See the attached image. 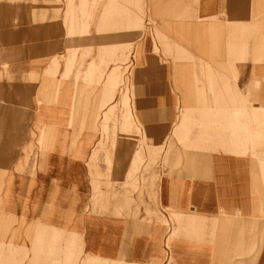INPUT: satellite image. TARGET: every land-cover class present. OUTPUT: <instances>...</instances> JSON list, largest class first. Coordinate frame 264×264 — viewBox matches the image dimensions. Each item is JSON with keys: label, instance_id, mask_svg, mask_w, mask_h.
<instances>
[{"label": "crops", "instance_id": "crops-1", "mask_svg": "<svg viewBox=\"0 0 264 264\" xmlns=\"http://www.w3.org/2000/svg\"><path fill=\"white\" fill-rule=\"evenodd\" d=\"M254 4L104 0V31L75 35L69 45L63 17H39L41 9L49 8L43 1L0 0V171L7 172L1 210L75 231L84 253L107 260L264 264L260 161L250 148L241 152L224 146L238 120L240 90L253 88L248 100L264 110V60H236L234 78L227 57L230 41L248 36L254 45L264 35V13L256 28ZM129 43L128 94L141 132L130 144L121 134L109 164L104 151L92 156L103 138L102 112L124 89L121 85L102 106L107 74L91 79L85 71L93 61H103L109 71L112 53L120 55ZM69 51L73 67L64 77ZM178 51L199 59L165 57V52ZM56 58L58 72L49 76L46 71ZM180 67L195 68L194 75L178 74ZM95 80L98 92L90 86ZM187 112L190 130L182 138ZM160 147L162 155L151 159L149 150ZM135 159L139 167L132 177ZM149 164L152 169L145 171Z\"/></svg>", "mask_w": 264, "mask_h": 264}, {"label": "rangeland", "instance_id": "rangeland-1", "mask_svg": "<svg viewBox=\"0 0 264 264\" xmlns=\"http://www.w3.org/2000/svg\"><path fill=\"white\" fill-rule=\"evenodd\" d=\"M43 1L49 8L41 9L39 13L40 18H45L49 15L63 17L68 33V44H71V37L78 34L88 33L92 29V33L104 31L103 19H102V6L104 0H33ZM91 1V2H90ZM255 10L253 16L256 28L263 22L264 13V0H254ZM146 7V6H145ZM145 10V9H144ZM131 11V13H130ZM101 12V14H100ZM128 14H132V10L127 8ZM146 17V10L144 11ZM151 14H149L150 16ZM146 20V19H145ZM149 21L152 23L151 16ZM143 26L145 24L143 23ZM121 26H117L119 28ZM147 27V26H146ZM114 28V27H113ZM107 30V29H106ZM159 41L163 43L164 37L157 31ZM78 38V37H77ZM80 40L84 38L79 37ZM252 37L242 36L240 41L234 45L231 43L228 45L229 51L227 57L232 65V71L234 78L237 76L235 61L244 60L251 57L254 60H264V35L255 39V44L252 43ZM114 49L118 45L113 46ZM132 43L128 44V48L121 49L120 55L116 56L112 53L113 67L108 71L102 66L103 61L97 64L95 61L91 62L85 71V75L93 79L98 76L99 80L105 74H107L106 80V97L103 99L101 105L105 106L116 96V93L120 91L121 85L124 89L119 93V97L114 100L106 109L103 110L100 126L103 132V138L99 141L98 147L93 151L92 158L99 156L101 151L105 152L107 161L111 164L113 148L120 146L121 134L127 136V141L130 144L134 139V133H140V126L136 122L130 102V96L128 94V76L131 70L130 61V49ZM119 50V49H118ZM165 57L173 58V61H192L199 59L186 51H178L175 54L171 52H165ZM226 56V55H225ZM225 57V59H227ZM81 61V62H80ZM76 60V76L79 77L78 70L83 65V58ZM106 65V63H105ZM59 60L56 58L53 60L51 66L47 69L46 74L54 76L58 72ZM73 67V53L69 51L66 59V65L63 72V76H70ZM107 67V65H106ZM178 74H182V71L186 70L187 74L194 75L192 70L195 68H177ZM225 73L230 68L225 67ZM116 73V75H114ZM187 75L186 73H184ZM81 75V74H80ZM212 76L213 74H208ZM99 80H95L94 91L98 92L97 87ZM199 82V81H198ZM123 83V84H122ZM259 81L256 80L255 85L258 86ZM213 85L210 84V87ZM237 87V86H236ZM254 87V85H253ZM238 89V88H237ZM240 90V89H239ZM238 90V91H239ZM253 91V88H247L246 93L240 90L238 111V120L234 122L231 131L227 133V140L224 142V146L229 150L247 152L249 148L253 154L258 157L260 161L261 170L264 173V110L258 109L259 107L253 105L248 100V95ZM251 100V99H250ZM251 113L249 116L248 113ZM189 112L183 117V124L186 131L182 133V138H186L189 135L190 127L188 126ZM99 116V115H98ZM99 120V117L97 118ZM123 124V128L122 127ZM46 139V133L42 132L40 141ZM109 142L111 146H109ZM146 143V139H145ZM144 139H143V144ZM227 143V144H226ZM162 147L156 150H149L151 159L156 157L157 154L161 156ZM29 154V151H28ZM140 154L137 153V159ZM140 160V159H139ZM137 160V161H139ZM155 160V159H154ZM153 164H149L145 171L151 170ZM139 167L138 162L133 165L131 176H135V172ZM4 171V172H2ZM5 170L0 171V191L5 180L3 176H6ZM112 187V186H111ZM94 188L97 193H101V187L97 180H94ZM109 194L114 193V196H120L118 191L109 190ZM96 199V197H95ZM126 203H129L130 197L125 196L122 198ZM2 198L0 197V264H150L141 262H130L124 259L121 260H107L92 253H84L81 236L79 233L66 229L47 225L41 221L26 220L21 217L9 216L1 210ZM149 215L153 214V211L148 209ZM161 215L160 219H166V217L160 212H154ZM157 217V216H156Z\"/></svg>", "mask_w": 264, "mask_h": 264}]
</instances>
